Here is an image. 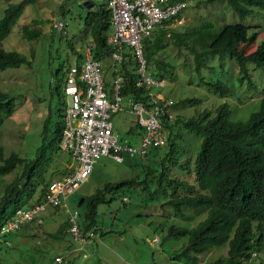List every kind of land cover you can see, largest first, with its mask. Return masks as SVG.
Segmentation results:
<instances>
[{"label": "rangeland", "instance_id": "1", "mask_svg": "<svg viewBox=\"0 0 264 264\" xmlns=\"http://www.w3.org/2000/svg\"><path fill=\"white\" fill-rule=\"evenodd\" d=\"M19 0H0V17L4 8L11 2ZM188 5L184 11L181 23H171L170 29L188 30L199 26L205 20H211L217 27L223 23L243 24V29H234L226 37L238 39L239 45H245L246 49L253 50L257 44L264 41V11L259 8L253 10V14L240 19L226 0H187ZM82 6L79 0H36L25 5L24 10L12 26L10 33L0 41L5 49L17 50L26 54L30 63L21 64L18 67H6L0 69V88L7 91L13 97L14 111L0 124V142L3 145L4 155L12 151L18 152L24 157H31L43 141L46 144L52 139V130L58 119L59 91L57 85L63 83V70L66 72L69 65L75 63L76 52L79 51L84 32ZM61 19L65 26L61 30L54 29L52 22ZM36 20V23H32ZM33 24L41 29L37 38L28 39L22 31L23 24ZM252 33L254 37L249 39ZM155 57L169 65L172 69V77L165 78L166 85L160 90L163 94L171 96L175 102L188 97H197V101L178 103L174 113L176 119V132L173 140L178 144L180 151H187L190 170L184 167H171V175L182 176L189 182L195 181V156L199 148L201 137L185 130L181 118L197 115L206 109L214 111L215 107L226 102L230 109V118L233 120H246L251 112L258 108L260 98L264 95V68L249 63L250 79L241 80V74L234 58L228 52L210 55L208 61L197 71L194 66L193 53L184 45H177L168 41L165 47L159 50ZM104 71L111 73L112 59L106 57L102 60ZM108 66V69L106 67ZM111 80V74L108 76ZM205 79H220L229 86V93L220 96L213 93L208 86L201 81ZM64 96V93H60ZM126 105H128L126 103ZM114 125L120 136L128 135L127 127L136 126L134 116L127 109L114 113L112 117ZM137 127V126H136ZM166 150V145L158 148V153L141 161L142 166L158 169L161 164L160 155ZM178 154V153H176ZM175 154V155H176ZM174 155V156H175ZM53 158L48 167L49 174L52 170L55 177L63 175L66 164L71 157L68 152L61 149L59 153L52 154ZM186 159L184 158L182 162ZM169 163L168 159L164 160ZM186 161L184 162V164ZM141 165L130 167L127 164L115 162L107 155L101 156L89 177L78 188L67 195L68 208L76 206L82 195L93 192L101 182L108 178L120 179L125 176H136L137 180L146 177ZM22 165H18L10 173L0 177V195L3 186L16 175H19ZM189 170V172H188ZM155 175H147V182H140L125 192L128 201H122L118 193L109 203L98 205L97 220L104 228L111 231L100 235L97 233L85 246L87 256L83 257L80 264H213L219 258L227 256L228 245L215 246L210 251L200 255L198 262L191 263L184 257L175 255L176 249L181 246L186 237L173 238L167 234L170 224L194 225L206 215V210L187 209L181 216L173 213L165 201L168 196L156 192L157 172ZM116 175V176H115ZM163 183H166L164 180ZM39 185L35 192L36 197L40 192ZM65 206L57 208L47 207L43 214L42 226L34 229L36 223L24 224L15 232L19 236V246L26 247L35 241L49 242L55 250L46 247V254L52 255L55 251L61 252L72 246L68 237L45 239L43 233L46 229L55 231L68 216L63 210ZM170 215V216H168ZM156 236L158 240L152 242ZM45 247V246H43ZM23 249L15 245L10 249V258L17 260L15 264L29 263L31 251L22 254ZM48 255V254H47ZM253 262L250 264H264V247L255 252ZM25 261H24V260ZM19 261V262H18ZM31 263V262H30ZM248 264V263H242Z\"/></svg>", "mask_w": 264, "mask_h": 264}, {"label": "trees", "instance_id": "2", "mask_svg": "<svg viewBox=\"0 0 264 264\" xmlns=\"http://www.w3.org/2000/svg\"><path fill=\"white\" fill-rule=\"evenodd\" d=\"M35 1L19 0L9 3L4 8V13L0 17V41L10 33L25 5ZM226 1L240 19L253 14L255 8L264 11V0ZM109 18L108 8L89 11L85 16L86 25L89 26L94 41L93 55L98 59L110 57L114 48L107 42V32L110 28ZM36 22L33 20L32 23ZM171 23V20L166 21L165 24L153 28L150 34L143 38V51L147 66L156 76L172 77L173 71L167 66L169 64L155 57V54L163 49L168 41L184 45L193 53L194 66L197 71H200L206 64L210 55L224 52H228L229 56L235 59L241 80L251 78L249 63L264 68V41L259 42L253 50H248L245 45H239L238 39L226 37L234 29H243V24L240 22L223 23L216 27L211 20H205L190 31L170 29ZM22 31L28 39L37 38L41 34L40 28L28 23L23 24ZM255 34L252 33L249 39ZM25 63H30L26 54L17 50L5 49L0 45V69L18 67ZM116 66L123 76L122 92L135 98L146 99L147 88L135 85L136 60L129 50L125 52L122 62L117 63ZM66 72L63 70L61 77L63 83L57 85L60 100L58 119L52 130V139L46 146L43 141L37 147L35 154L27 158L16 151L4 155L3 145L0 142V177L10 173L18 165H22L19 175L3 186L0 195V228L12 219L18 207L41 202L50 181L59 177H55L53 170L49 174L46 172L54 159L52 154L59 153L61 150L59 141L64 127L65 101L60 93H65L62 85L65 84ZM201 81L215 94L225 96L229 93V86L220 79L201 77ZM197 100V97H188L178 102L174 101L173 111L178 103ZM13 111L12 95L0 88V124ZM178 122L176 114L173 121L164 120V126L169 132L167 142L164 144L166 150L158 159L161 160L158 169L151 167L145 169L141 161L157 154L158 148L162 145L149 147L143 158L126 157L122 162L130 167L141 165L145 170L144 179L137 180L136 176L113 179L114 177L107 174L109 177L105 178L92 193L79 198L77 202L78 224L82 233L88 229L100 235L110 232V228L104 229L98 223V205L109 203L118 193L121 194L124 202L123 196L127 195L126 189L140 182L146 183L147 175H155L154 171H156L158 176L156 192L168 196L165 201L161 202V205L163 206L164 203L169 205L173 212L171 216L182 217L187 209H200L199 214H202L203 209L206 210L205 217L194 225L170 224L167 227L169 236L186 237V241L176 249L177 257H184L187 261L196 263L200 255L215 246L227 244V256L223 259V264L252 263L253 253L264 247V95L260 98L258 108L251 112L246 120L231 119L230 109L226 102L218 104L214 111L204 109L197 115L181 118L185 130L201 137L199 148L195 151V181L192 182L182 176L170 174L171 167L175 166L181 170L189 166L190 170L189 159H187L190 154L187 151H180L178 144L173 140L172 134H175ZM184 158L186 159L185 164V161L182 162ZM166 159L171 162L165 163ZM68 170V167L64 168L63 172L66 173ZM164 180L166 183H163ZM39 185L41 186L40 192L34 197V192ZM31 223H36L33 225L34 229L42 226V222L34 220L26 222L29 225ZM68 227V219L63 220L55 231H44V238L68 237ZM15 231L0 233V264L16 263L17 260L10 258L11 254L9 255L14 245L23 249L22 254L31 251L29 263L25 264H49L51 262L56 251L52 255L46 254L47 246L50 250H55L49 242L43 244L35 241L24 248L19 246L17 238L19 233ZM69 239L75 243L72 238L69 237ZM7 240H10V244ZM221 259L215 260L213 264H219Z\"/></svg>", "mask_w": 264, "mask_h": 264}, {"label": "built area", "instance_id": "3", "mask_svg": "<svg viewBox=\"0 0 264 264\" xmlns=\"http://www.w3.org/2000/svg\"><path fill=\"white\" fill-rule=\"evenodd\" d=\"M187 5V0L107 1L113 28L108 39L114 46L111 57L120 63L125 52L130 51L136 60L135 85L147 88V98L124 94L123 76L117 71L113 75L111 92L108 93L102 61L94 57L91 45L86 42L82 61L68 66L64 85V127L59 146L71 155L75 163L70 171L50 181L43 201L18 207L12 219L1 226L0 233L15 231L32 219L40 222L48 204H66L67 195L89 177L101 156L107 155L117 162H123L126 157L143 158L149 147L166 144L169 131L164 126V120L173 121L175 118L172 108L174 99L160 91L166 85L165 77L154 75L148 68L143 38L166 21L181 23ZM52 26L61 30L65 22L55 19ZM126 109L142 128L138 145L127 137L119 136L114 130V113ZM123 200L128 201L129 197L124 195ZM78 214L77 209L69 211L68 231L74 240L83 244L95 233L92 229L82 233ZM156 240L158 238L154 236L152 242ZM7 243L10 244V240ZM64 260L63 256L55 255L53 264H62Z\"/></svg>", "mask_w": 264, "mask_h": 264}, {"label": "crops", "instance_id": "4", "mask_svg": "<svg viewBox=\"0 0 264 264\" xmlns=\"http://www.w3.org/2000/svg\"><path fill=\"white\" fill-rule=\"evenodd\" d=\"M79 1H81V6H82V17H83V21H84V32H83V41H82V44H81V47H80V50L79 51H75L76 53V58H75V63H80L81 61H82V59H83V48H84V45H85V43L86 42H88L90 45H91V47L93 48L94 47V41H93V37H92V34H91V32H90V28H89V26L88 25H86V21H85V16L87 15V13L89 12V11H100V10H104L105 8H107V1L108 0H79ZM109 21H110V18H109ZM110 23V22H109ZM110 28L108 29V34H107V42L109 43V41H108V39H109V37H110V35L112 34V30H113V28H112V25H111V23H110V26H109ZM109 44H111V43H109ZM110 57H111V54H110ZM111 59H112V57H111ZM101 61L103 60V59H100ZM102 65H103V63H102ZM117 63L115 62V61H113V59H112V68L110 69V71H111V80L109 79V72H107L106 73V71H104V68H103V72H104V80H105V86H106V89H107V91H108V93H110L111 92V83H112V79H113V75H114V73L117 71V72H119V70H117ZM106 69H108V66L106 67ZM113 71H114V73H113ZM120 73V72H119ZM64 85L65 84H63L62 85V87H64ZM64 89V88H63ZM65 97H66V94L64 93V101H65ZM125 105H126V102H125ZM135 120V119H134ZM135 124H136V122H135ZM113 125H114V123H113ZM137 126V127H136ZM136 126H133V125H130V126H128L127 127V134L128 135H122L121 137H127L128 139H130L133 143H135V144H139V141H140V137H141V134H142V128H140L138 125H136ZM114 130L117 132V127H116V125H114ZM118 133V132H117ZM119 134V133H118ZM120 136V135H119ZM70 155V154H69ZM70 157H71V155H70ZM137 158V157H136ZM112 159V158H111ZM115 161V160H114ZM115 162H117V161H115ZM74 163H75V161L72 159V157H71V160H70V162H68L67 164H66V166L69 168V170L68 171H70L71 169H72V167H73V165H74ZM118 163H122V162H118ZM96 164V163H95ZM94 169V168H93ZM67 171V172H68ZM66 172V173H67ZM92 173V172H91ZM65 174V173H64ZM62 176V175H61ZM60 177V176H59ZM74 192V191H73ZM73 192H71V193H73ZM70 193V194H71ZM92 193V192H91ZM69 195V194H68ZM86 195V194H85ZM83 196V195H82ZM44 199V198H43ZM43 201V200H42ZM65 203H66V198H65ZM36 204V203H35ZM34 205V204H33ZM31 206V205H30ZM64 206H65V208H63V210L65 211V213L67 214V216H68V222H69V224H70V221H69V211H71V210H74V209H77L78 210V208H77V204H76V206L74 207V208H72V209H70V208H68V206H67V203L66 204H64ZM47 207H51V208H57L58 210H60V207H63V205H59V206H55V205H51V204H48L47 206H46V208ZM44 212H45V210L42 212V214H41V218H42V220L40 221V223L41 222H43V214H44ZM32 220H34V221H36L35 219H32ZM32 220H29V221H32ZM28 222V221H27ZM37 222V221H36ZM24 224H26V222L25 223H23L22 225H24ZM21 225V226H22ZM20 226V227H21ZM19 227V228H20ZM18 228V229H19ZM17 229V230H18ZM81 230V229H80ZM89 230V229H88ZM46 231H49V232H53V231H50V230H48V229H46ZM67 231H68V229H67ZM97 233H95V235H96ZM94 235V236H95ZM68 238L70 237V238H72L73 239V241L75 242V243H72V246H70L69 248H65V249H63L62 250V253L61 252H57V253H55L54 254V256L52 257V259H51V262L49 263V264H53V261H54V257H55V255H61V256H63L64 258H65V260L62 262V264H80V262H81V260L83 259V257H86L87 256V252H86V249H85V246H83L82 244H80V243H78L76 240H74V238H73V236L71 235V233L68 231ZM84 244V243H83Z\"/></svg>", "mask_w": 264, "mask_h": 264}]
</instances>
